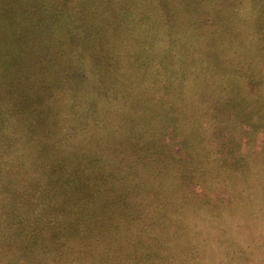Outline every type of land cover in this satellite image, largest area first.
<instances>
[{
    "label": "trees",
    "instance_id": "obj_1",
    "mask_svg": "<svg viewBox=\"0 0 264 264\" xmlns=\"http://www.w3.org/2000/svg\"><path fill=\"white\" fill-rule=\"evenodd\" d=\"M89 1L92 9L75 0H0V9L8 12L0 23L19 22L21 30L41 34L44 44L41 57H29L23 67L5 72L0 82L9 88L0 96V123L23 116L26 99L16 96L25 88L31 92L29 77L36 73L48 94L37 108L28 104V112L23 110L55 122L52 128L43 121L30 138L37 139L40 131L46 138L78 140L82 148L95 139L127 138L121 142L125 145L131 139L134 157L127 154L120 173L138 187L127 189V198L134 205L135 195V210L146 208V220L163 225L164 248L175 256L168 264H264L263 153L246 148L226 158L201 146L228 130L230 98L245 103L248 98L264 111V63L250 80H240L243 66H220L222 55L202 50L205 15L211 18L213 7L222 8L217 24L238 41L255 44L253 37L264 40V0ZM263 59L260 52L258 60ZM78 121L90 130L76 127ZM2 137L0 132V147ZM14 142L8 141L6 150L22 149ZM120 173H108L104 180L114 181L111 176ZM203 184L207 189L199 193ZM108 194L101 196H114ZM106 202L111 214L122 205L117 199ZM101 246L115 258L120 252L115 244L113 250ZM33 251H39L36 242Z\"/></svg>",
    "mask_w": 264,
    "mask_h": 264
},
{
    "label": "rangeland",
    "instance_id": "obj_2",
    "mask_svg": "<svg viewBox=\"0 0 264 264\" xmlns=\"http://www.w3.org/2000/svg\"><path fill=\"white\" fill-rule=\"evenodd\" d=\"M79 2L89 4L92 9L89 0H75L76 4ZM191 3L196 4V0H191ZM213 9L209 13L211 18L205 15L202 25L207 31L202 38L206 44H202V50L222 55L219 62L224 68L243 66L245 74L240 80L252 79L250 73L254 76L264 63V59L258 60L260 52L264 55V40L253 37L255 44L245 38L238 41L216 22L218 15L225 10H220V7ZM7 14L6 8L0 9V17ZM18 23L17 26L0 23V81L5 79V72L19 69L30 58L41 57L43 53L44 44L38 39L41 34L21 30L24 26ZM79 36L82 37L83 33ZM195 40L199 45L202 43L200 37H195ZM213 45L216 46L214 49ZM17 76L18 79L26 78L25 75ZM38 78L42 77L36 76V73L29 77L32 84L28 86L30 93L27 88L18 90L16 98L20 101L26 99L20 108L23 116L12 122L0 123L4 145L0 147V264H151L148 260H156L155 264H168L170 255L164 248L168 238L161 230L163 225L157 220H146V208H140L144 211L135 210V195H130L134 205L127 198V189L138 187L132 180L129 182L126 179V183L120 173L127 154H134L132 140L128 138L129 143L125 145L121 142L127 138L95 139L87 141L82 148V145L78 146V140L64 141L59 139V135L46 138L40 131L35 134L37 139H31V131L42 128L43 116H40L41 119L35 118L39 115L26 116L23 108L28 104L37 108L43 102L40 100L42 96L48 94ZM8 88L0 82V96H6ZM230 99L228 106L232 117L228 130L216 132L209 142L201 145L202 148L226 158L242 155L246 148L260 149L264 156V111L248 98H243L247 104L238 101V98ZM24 109L28 112V108ZM77 117L82 119L81 115ZM44 122L53 128L55 121ZM74 125L83 131L90 130L82 121L74 122ZM166 139L169 145L171 141ZM8 141H15L13 147H23L19 152L6 150ZM176 144L179 145V141ZM177 145H171L172 149L180 150ZM28 150L32 153L28 154ZM16 160L23 162L17 166ZM118 172L120 176H111L114 181L104 180L108 173ZM204 189L206 191L207 187L203 184L197 191L200 193ZM102 191L114 196L103 198ZM38 197L37 205L33 206ZM111 199H117L122 204L114 214L108 212L110 204L106 201ZM36 231L42 232V236H35ZM35 242L39 251H33ZM101 244L112 250L115 244V249L120 251L118 256L105 254ZM170 257L174 259L175 256Z\"/></svg>",
    "mask_w": 264,
    "mask_h": 264
}]
</instances>
